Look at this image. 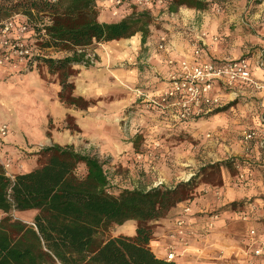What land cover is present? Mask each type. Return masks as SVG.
I'll return each mask as SVG.
<instances>
[{"label": "trees", "instance_id": "obj_1", "mask_svg": "<svg viewBox=\"0 0 264 264\" xmlns=\"http://www.w3.org/2000/svg\"><path fill=\"white\" fill-rule=\"evenodd\" d=\"M162 1L171 13L180 9L206 11L211 6L205 0ZM256 2L259 5L264 0ZM99 15L97 0H0V23L10 19H15L17 26L30 23L40 35L41 50L69 53L64 58H41L36 68L45 66L51 75L58 76L61 104L82 112L95 102L75 93L71 81L76 74L74 67L91 68L88 55L98 44L131 39L137 34H142L145 44L153 25L147 11L133 12L115 23H101ZM33 70L31 66L29 71ZM142 138L139 132L135 141ZM134 149L138 150L137 144ZM36 156V167L14 178L0 162V212L4 215L0 219V264H170L151 250L157 225L169 220L180 205L195 199L200 174L213 170L220 175L223 167L244 164L230 159L203 168L200 174L174 187L162 184L129 190L111 183L97 156L81 153L74 146L54 144ZM243 207L230 206L233 210ZM28 212H36L31 223L13 216ZM130 222L136 225L135 236L106 237L115 227Z\"/></svg>", "mask_w": 264, "mask_h": 264}, {"label": "rangeland", "instance_id": "obj_2", "mask_svg": "<svg viewBox=\"0 0 264 264\" xmlns=\"http://www.w3.org/2000/svg\"><path fill=\"white\" fill-rule=\"evenodd\" d=\"M102 1L115 5L117 0ZM124 1L125 9H120V13L117 16L112 15L114 21L118 22L128 17L133 12L141 11L139 8L130 5L131 0ZM208 1L211 5L208 9V11H210L209 13H211L210 15L216 17L220 24L231 28V32L240 33L250 38L257 37L264 40V3L258 5L256 0ZM157 6L158 4H155L154 8L157 9ZM163 10V8L160 10L161 14L164 13ZM157 11L158 10H156V12ZM179 12H182L183 15L180 13L175 14L173 18L174 26L177 27L178 32L184 33V36L191 34L185 30L189 25L184 26V23L187 21V16L191 18L196 17L193 14L196 10L180 9ZM188 12H192V15H189ZM168 18L171 20V17ZM163 19L162 22H155L153 19V26L156 29H162L164 24L170 22L167 20V17H163ZM157 23H159V25H157ZM243 23L247 24L248 27L244 26V28H241L239 24ZM222 39L225 41L228 40L229 37L223 35ZM255 42L257 43L258 40L241 46L236 45V48L245 52L251 48L252 51H254L256 49L261 50V48L264 47V45H259L258 43L257 45ZM96 47L97 45L90 49L92 51V56L96 54L94 51ZM252 54L253 53H247L244 55L251 56ZM67 55H69V53H61L54 56L64 58ZM47 56L51 57V54H47ZM95 61L96 64L91 67L92 69L89 68L91 70L87 72L83 69H75L74 67L76 74L71 78V81L75 84V93L77 86L88 89L90 93L92 92L94 98L91 101L95 102L92 106L93 110H95L94 113L91 114L92 116H96V119H99L100 116L109 114L108 117L111 115L113 116V121H108L105 125H99L91 120V125H88L89 123L85 122H90L87 120L89 109L82 112L67 109L62 105L65 109L69 110V113H67L61 122H55L51 113L47 116V131L46 134L43 133L42 144L37 146L27 145L22 149L18 146L13 148L15 149L14 151H7L5 148H0L1 164L7 163L8 161L11 162L10 168L8 170L5 169L8 176L14 178L18 172H26L31 165L30 162L33 160V164H35L36 167V155L43 148L54 144H60L61 146H74L76 150L81 153L97 156L104 163L105 170L111 183L121 189L133 190L153 188L154 177L158 179V176L162 178L171 177L172 182L168 183V187H174L180 182H186L184 180L189 176L191 171L194 176L200 174L203 168L206 169L209 166L225 163L235 158L243 161L244 164L240 167H223L220 175L208 169L206 173L200 174L199 180L197 181L198 186L195 199L199 196L198 189L201 186H219L221 182L223 183L225 181V177L227 176L231 177L238 186H247V184L255 180V174L249 181H246L241 175H245L249 172L248 170H251L250 172H254L252 169L260 170L259 164L255 161L256 158H248L247 156L249 154L244 152L245 146L248 147L250 145V147H253L254 144H259V141L246 143L243 140V133L245 131L254 130L252 129L255 126L254 120L256 117L254 115H256V113L259 115L262 113L263 107L259 106V101L257 99L236 102L233 105L234 109L230 106L226 111L219 113L222 114L221 117L216 114V116L206 120L201 119V122H193L191 125L179 123L165 127L159 126L160 129L154 132V129H150V127L147 126L142 130L143 138L141 140L135 141L136 136L131 137L130 135H128L127 139H120L119 143H123L126 147L131 146L132 149H125L124 153H117L115 155V153L113 154L111 151L106 150L105 142L94 139L96 134H93V132L102 130L113 138L117 136L116 133L119 132L120 129L115 117H118L117 114L120 110L118 107H120V105L118 106L115 102L117 95H120L117 90L120 89H118L116 83H120L113 73L109 74L110 76H105V73H103L100 68L95 67L98 65V59L95 58ZM25 72L26 70L16 73L0 70V120L8 126H10L9 124L11 122H22L24 120H32L36 123V121L41 118L42 112L39 104L41 102L39 100L41 99L39 97L43 96L42 91L47 92L50 99L51 96L52 98L53 96L57 97L54 95V92L51 93V91L46 90L55 91V87L60 86L58 76L51 75L45 66L34 68L32 72ZM25 75H27L26 78ZM93 82L96 83V88L95 90H90ZM102 87L107 90L105 93L102 92L100 94V88ZM125 89L135 97L130 89ZM49 102L51 104L52 100H49ZM101 103L103 105H101ZM51 106L53 107V105ZM101 106H103L104 109H100ZM135 106L136 105H132V107ZM52 107L51 111H53ZM141 114H136L134 117L136 119L139 118L138 120L145 119V116H143L145 114L142 115V118ZM83 119L85 120L84 122ZM153 119L161 121L156 117ZM123 123L125 122L123 121ZM149 124L151 123L149 122ZM13 134H15L14 130L10 129L8 137ZM35 135L39 134L36 133ZM135 144L138 145V150L134 149ZM140 157L141 159H139ZM16 167H18L17 171L15 170ZM153 168L156 171H153ZM176 174H178V177L174 176ZM227 208L229 211L235 213L237 220H240V211L246 210L245 207L241 210L238 208L237 210H233L230 207ZM224 209L217 212L221 213ZM13 216L16 220L31 223L36 216V212L14 213ZM2 217H4V215L0 213V219ZM162 224H164V222L157 225V227L162 226ZM119 234L134 236L136 234V225L129 224L124 228L115 227L106 234V237L110 238ZM231 250L233 251V249ZM253 260L255 264H261L260 260ZM211 261L214 264H238L237 262L240 260L236 255H232L228 258L224 256L221 260L212 259ZM189 262L194 263V260L189 259Z\"/></svg>", "mask_w": 264, "mask_h": 264}, {"label": "crops", "instance_id": "obj_3", "mask_svg": "<svg viewBox=\"0 0 264 264\" xmlns=\"http://www.w3.org/2000/svg\"><path fill=\"white\" fill-rule=\"evenodd\" d=\"M206 1L209 2L208 0ZM97 6L100 11L99 21L101 23L117 22L114 21L112 16V12L114 10L113 4L97 0ZM121 9H125V6ZM156 10L158 11L156 12ZM160 10H162V7L157 6V9L152 8L151 11L149 10L147 12L151 13L155 22H162V20H164L163 17L167 16L164 13L161 14ZM209 12L210 11L208 10L196 11L193 14L197 18H191L189 16L186 17L187 21L184 23V26H189L184 29L191 33L186 36H184V33L177 31V27L174 26L175 24L173 18L170 20V18L167 17V20L170 22H168V24H164L162 29H156L153 25L151 26L150 36L145 44L142 42V34H137L131 39L98 44L94 49L98 59V65L95 67L100 68V70L105 73V76H110L109 74L113 73L117 81L120 83H116L118 89H120L117 90L120 95H117L115 102L118 106L120 105V107H118V109H120L117 114L118 117H115L120 129L119 132L116 133L117 136L113 138L102 130L99 132H96L97 130L93 132V134H96L94 139H98L100 142H105V148L107 151L109 150L111 153H115L116 155L117 153H124L125 149H132L131 146L126 147L123 143H119L120 139H127L128 135L134 137L139 132H142V130L147 126H149L150 129H154V132L160 129L159 126L165 127L171 124H179L172 118L163 119L159 118L152 112H148L144 106H142L143 104L138 102L137 99L125 88H141L149 90L153 94H160L168 86V75L171 71V68L168 66V60L173 59L180 62L185 59H192L193 51L191 43L200 31H206L209 38L212 36L219 37V41L215 43L208 38V45L205 48L202 57L203 61L221 62L227 59L247 58L251 64L254 78L264 86V47L261 48V50L256 49L254 51H252L251 48L245 52L236 48V45L241 46L246 43L254 42L255 40H258L257 43L259 45H264V40L257 37L250 38L241 35L240 33L237 34L231 32V28L220 24L216 17L211 16V13ZM179 13L180 12L178 11L175 14ZM188 13L189 15H192V12ZM180 14H182V12ZM157 25H159V23H157ZM239 25L241 28L247 26L245 23ZM223 35H226L229 39L224 41L222 39ZM161 36H167L169 40L167 50L164 52L158 51V42ZM257 43L255 42V44ZM247 53L253 54L251 56H245L244 54ZM177 67L178 65L175 66V69ZM75 69H83L87 72L92 68L89 69L78 66L75 67ZM0 70L13 73L24 71L23 69L14 70L11 68H4ZM26 77L27 75H25V78ZM95 88L96 83L93 82L90 90H95ZM106 90V88L102 87L100 88L99 93H105ZM46 91H51V93L54 92V95L57 97L53 96V98H55L53 99L51 96L50 99L49 94L42 91L43 96L39 97L41 99L39 100L41 101L39 103L42 112L41 118L36 121V123L32 120L11 122L9 124V128L14 130L15 134L5 139L0 138V148H5L7 151H14L15 149L13 148L18 146L22 149L27 145H40L43 141V133L46 134L47 131V116L51 113L55 122H61L65 118L67 113H69V110L65 109L58 99L61 87L56 86L55 91ZM215 91L216 93L221 94L226 107L232 105V108L234 109L233 105L236 102L251 99H257L259 101V106L263 107L260 115L257 113L254 115L256 117L254 120L255 126L252 128L258 131L261 144H254L253 147H250V145L248 147L245 146L244 149V152L249 154L247 156L248 158H256L255 161L259 164L260 170L258 171L252 169L254 172L251 173L253 177L255 174V180L247 184V186H238V184L234 182L231 177L227 176L221 186L203 185L198 189L199 196L192 201V213L188 217L189 224L196 229L198 237L195 240H191V249L188 253L181 255L175 264H214L211 261L212 259L221 260L224 256L228 258L232 255H236V257L239 258L240 261L237 262L238 264H246L249 259V257L245 254L246 245L249 240V232L253 229L256 230L258 232L259 240L264 242V89L259 91L247 90L242 93L239 91L234 93L226 92L222 88H216ZM76 94L88 101H91L94 98L92 92L90 93L88 89L80 88L78 86L76 88ZM49 100H52L51 104ZM102 103L101 105H103ZM51 105H53V107ZM132 105L136 106L132 107ZM51 107L53 111H51ZM100 109H104V107L101 106ZM94 111L93 107L89 108V116L87 120L90 122H85L89 123L88 125H91V120L95 121V123L99 125H105L108 121H113V116L111 115L108 117L109 114H104L103 116H100L99 119H96V116L91 115ZM136 114H141V118L142 115L145 114L143 115L145 116V119H136L134 117ZM213 116L216 115H212L202 120H206ZM217 116L221 117L222 114H218ZM154 117L161 121H156V119L154 120ZM84 121L85 120L83 119V122ZM123 121L125 123H123ZM149 122L151 124H149ZM5 124L6 123L0 120V127ZM184 125L188 124L184 123ZM36 133L39 135H35ZM30 163L31 165L26 172H18L16 175L32 171L35 167V164H33L34 160ZM15 170L17 171L18 167H16ZM153 171L156 170L154 169ZM248 171L250 172L251 170ZM177 175L178 174L174 176ZM192 176L193 173L191 171L189 176H187L184 181H189ZM158 177V179L154 177L153 188L157 187L160 183L168 186V183L172 182L171 177ZM232 204H244L245 209L250 212V220L248 222H243L240 218V220H237L235 213L233 211H229L227 208ZM183 207V205H180L177 209L173 210L169 215V220L165 221L162 226L157 227L154 240L151 242L150 247L157 258L161 260H165L167 247L171 242L170 233L174 230L175 222L179 219ZM222 209L224 210L219 213L220 219L215 222V228L205 235L204 233L206 232V227L210 221L211 214L217 211L220 212ZM129 224H133L135 226V223L133 222H130L125 226H128ZM125 226L119 228H124ZM120 235L127 236L119 234L113 237H118ZM231 249H233V251ZM179 252L182 251L179 250ZM222 253L223 256H221ZM189 259L194 260V263H190ZM262 264H264V262Z\"/></svg>", "mask_w": 264, "mask_h": 264}, {"label": "built area", "instance_id": "obj_4", "mask_svg": "<svg viewBox=\"0 0 264 264\" xmlns=\"http://www.w3.org/2000/svg\"><path fill=\"white\" fill-rule=\"evenodd\" d=\"M155 4L164 9V14L167 17H175V13H171L162 0H131L130 2V5L139 8L141 11L151 10ZM124 5V0H117L112 14L114 16L119 15L120 9ZM45 34L43 30V38H45ZM39 36L31 29L30 23L17 26L15 19L0 23V69L11 68L29 71L31 66L37 67L39 59L49 58L47 54L50 51L39 48ZM208 38L206 31L198 32L191 43L192 59H185L180 62L173 59L168 60V66L171 68L168 75V86L160 94H153L149 90L141 88H128L148 112L154 113L159 118H172L177 123H192L210 117L217 110L226 107L221 94L216 93V88H222L226 92L232 93L264 89V86L254 78L251 64L247 58L227 59L221 62L203 61L202 57L208 45ZM209 39L214 43L219 41L217 36H212ZM168 44V37L161 36L158 42V51H166ZM50 54L52 58H57L53 52ZM88 58L91 60L92 66L96 64L95 55H88ZM176 65L178 67L175 69ZM9 134L8 125L5 124L0 127L1 139L7 138ZM243 140L246 143L255 141L260 143V137L256 130L245 131ZM2 165L8 170L11 162L8 161ZM241 177L249 181L253 175L249 172L245 175L242 174ZM160 185L162 183L158 186ZM191 205L192 202L183 204L181 215L175 222L174 230L170 233L171 242L167 247L165 257L167 263H176L181 255L188 253L191 249V240L198 237L196 229L188 221V217L192 213ZM239 216L243 222L250 220L248 210L240 211ZM219 219L218 213L211 214L205 235L215 228V222ZM245 254L249 257L247 264H255L253 259L260 260L261 264L264 262V242L259 240L258 232L254 229L249 232Z\"/></svg>", "mask_w": 264, "mask_h": 264}]
</instances>
